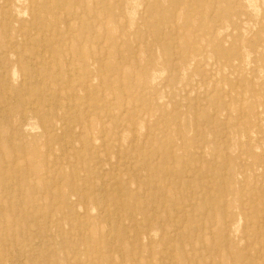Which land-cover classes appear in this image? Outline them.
I'll list each match as a JSON object with an SVG mask.
<instances>
[{
    "label": "rangeland",
    "instance_id": "obj_1",
    "mask_svg": "<svg viewBox=\"0 0 264 264\" xmlns=\"http://www.w3.org/2000/svg\"><path fill=\"white\" fill-rule=\"evenodd\" d=\"M10 1L0 0V264H264L262 0H105L101 18L86 0L88 12L61 10L77 23L56 36L30 28L35 0ZM55 17L49 28L62 31ZM21 26L48 46L43 60L23 35L10 42ZM92 29L96 45L85 43ZM30 106L58 128L45 135Z\"/></svg>",
    "mask_w": 264,
    "mask_h": 264
},
{
    "label": "bare ground",
    "instance_id": "obj_2",
    "mask_svg": "<svg viewBox=\"0 0 264 264\" xmlns=\"http://www.w3.org/2000/svg\"><path fill=\"white\" fill-rule=\"evenodd\" d=\"M7 1V0H6ZM10 1V0H9ZM30 1V0H29ZM54 2H52L51 1V5H48V0H35V1H32V4H31V9H32V14H30L31 15V18H32V20L30 21V20H28V22L30 21V28H31V26H32V29L33 28H37L40 32H42L43 34H45L46 32H52V35L53 36H56V35H58V34H61L62 32L63 33H66V34H72V30H71V28H74L75 27V25H76V23H77V21H76V16H75V14H77L76 12H74L73 14H71L72 13V11L70 12L69 11V13H67V14H65L63 11H61L62 9H67L68 10V7L69 8H71V10H77L78 12L79 11H83V12H88V11H86V10H88L87 8H86V4H87V2H86V0H53ZM104 1L105 0H93V1H91L90 0V6H91V8L92 9H90L89 11H92V17L93 18H101V17H98L99 16V12L96 10V9H98V8H100L101 7V5L104 3ZM132 1V0H131ZM188 1V0H187ZM186 1V2H187ZM219 1V0H218ZM224 1V0H223ZM11 3H12V1H10ZM116 2V1H115ZM135 2H137V1H135ZM250 2V1H249ZM262 2L264 3V0H262ZM7 3V2H6ZM21 3V2H20ZM124 2H122V4H123ZM132 3H133V1H132ZM127 3H125V5H126ZM1 5V4H0ZM4 5V4H3ZM8 5V4H7ZM124 5V4H123ZM133 5V4H132ZM264 5V4H263ZM107 7L108 6V8H104L105 10H107L108 9V11H107V13H109L111 16H112V19L114 20V16L112 15V13L111 12H113V9L109 6V5H106V4H104V7ZM5 7V6H4ZM137 7V6H136ZM1 8V7H0ZM130 8H131V6H130ZM183 8V7H182ZM17 9V8H16ZM215 9V8H214ZM65 11V10H64ZM214 11V10H213ZM222 11V10H221ZM23 12V11H22ZM24 12H25V10H24ZM2 13H4V14H7V13H5V12H2ZM47 14H49V15H51V17L52 16H57V18H59V20H64V21H67V22H65V24H64V28H63V30L62 31H54L53 29H50L49 28V24H50V22H53L55 19H56V17L54 18H50V17H46V15ZM132 14V12L130 13V15ZM25 15V14H24ZM133 15V14H132ZM9 17V16H8ZM103 17V16H102ZM103 18H106V17H103ZM8 19V18H7ZM6 19V20H7ZM178 24V23H177ZM62 25V24H61ZM133 25V24H132ZM24 26H26V25H24ZM218 26H220V25H218ZM58 27V26H57ZM26 28V27H25ZM22 29V26H21V28H19L18 30H19V33L18 34H16L17 35V37L14 39V40H10V42L11 43H16L17 41H19V36H24L23 38L24 39H26L27 40V42L30 44V45H32L33 47H34V51L33 52H31V57L32 58H35V59H40V60H43L42 58H38V56L40 55V53L41 52H45L46 50H47V47L48 46H46V45H43V44H41L39 41H33V40H31V39H28L29 37H30V29L29 28H27V29H23L22 30V32H20V30ZM164 30V29H163ZM11 32V31H10ZM61 32V33H60ZM97 32V29H92L91 30V33L87 36V37H85L84 39H85V43H95L96 42V40H98L99 38H98V36H96V33ZM197 32V31H196ZM42 34V35H43ZM171 35V34H170ZM26 37H28V38H26ZM104 37V36H103ZM96 38V40H94ZM45 39V38H44ZM103 40V39H102ZM119 40V39H118ZM162 40V39H161ZM177 40V39H176ZM122 41V40H121ZM214 41V40H213ZM31 42V43H30ZM52 42V41H51ZM51 42H50V45H51ZM84 43V44H85ZM121 43V42H120ZM119 43V44H120ZM24 44V43H23ZM99 45H100V43H98ZM227 44V43H226ZM95 45H96V43H95ZM45 46H46V48H45ZM137 46V45H136ZM91 47H92V44H91ZM119 47V46H118ZM178 47V46H177ZM93 48V47H92ZM60 49V48H59ZM54 52V51H53ZM55 52L57 53L58 52V49L57 50H55ZM94 52V49H90V53H93ZM219 53L221 54V55H223V56H225V55H227L228 53H229V51H226V50H224V49H220L219 50ZM41 54H43V53H41ZM54 55H55V53H53ZM88 53H85V51L83 52V48L82 47H80V46H75V48H74V50L71 52V57L72 58H75L74 60H78V61H80V63H81V66H82V68H83V72H84V74H86V77L87 76H89V77H91V75H93V76H97L96 74H97V70L95 69V70H90V71H87V67H88V64H87V58H86V55H87ZM106 54V53H105ZM105 54H104V56H105ZM49 55H50V53H49ZM56 56V55H55ZM54 56V57H55ZM92 56V55H91ZM93 58V57H92ZM100 58V57H99ZM56 60H58L59 62H60V59L59 58H57L56 57ZM103 60V59H102ZM18 61V60H17ZM174 61V60H173ZM51 62V61H50ZM49 62V63H50ZM58 62V63H59ZM95 62H98V61H96L95 60ZM233 62H235V61H233ZM103 63H104V61H103ZM98 64V63H97ZM37 65V64H36ZM49 65V64H48ZM57 65V64H56ZM67 65V64H66ZM15 67V66H14ZM58 67V66H57ZM201 67V66H200ZM9 68V67H8ZM49 68H50V66H49ZM93 69H94V66L92 67ZM140 68V67H139ZM1 69V68H0ZM68 69V68H67ZM14 70H15V68H14ZM14 70H13V72H14ZM59 70V69H58ZM76 70V69H75ZM47 71H49V69L47 70ZM16 73V72H15ZM48 73H50V72H48ZM47 73V74H48ZM3 74H4V72H3ZM27 74V73H26ZM68 74V73H67ZM211 74V73H210ZM5 75L7 76V78H5V80H9V79H12L13 77H14V75L13 74H9V73H5ZM38 75V74H37ZM121 75V74H120ZM17 77H18V79H22V78H24V76H25V74H20V75H16ZM3 77H4V75H3ZM37 77V76H36ZM70 77V76H69ZM101 77V76H100ZM155 78V77H154ZM16 79V78H15ZM41 80V79H40ZM39 80V81H40ZM86 80H87V78H86ZM96 80V79H95ZM121 80V79H120ZM16 81V80H15ZM88 82H90V81H92L91 79H88L87 80ZM87 81H80V85L81 86H83V84L85 83V82H87ZM22 82V81H21ZM62 82V81H61ZM68 82L69 81H67L66 82V84H67V86H68ZM65 83V80H64V82H62V84H64ZM215 83V82H214ZM87 84V83H86ZM122 84V83H121ZM9 84H7V86H8ZM70 85V84H69ZM101 85V84H100ZM59 86V85H58ZM66 86V87H67ZM22 89V88H21ZM87 89V88H86ZM213 89H214V87H213ZM60 90H62V89H60L59 88V91ZM74 91V90H73ZM103 91V90H102ZM7 92V91H6ZM17 93V92H16ZM41 94V93H40ZM11 95V94H10ZM86 95V94H85ZM76 96H77V94H76ZM13 97V96H12ZM57 97L59 98H62V96H60V93L57 95ZM3 98V97H2ZM205 98V97H204ZM33 99V98H32ZM9 101V100H8ZM30 101V100H29ZM32 103V102H31ZM207 103V102H206ZM29 104H30V102H29ZM31 105V104H30ZM57 105H58V102H57ZM58 108V107H57ZM56 108V109H57ZM125 109V108H124ZM139 109V108H138ZM246 110H247V108H246ZM27 114H31V115H34V116H36L37 117V119H40V109H38V108H35L34 106H30L29 107V110H28V112H27ZM26 115V114H25ZM46 115H48L47 117V121H45V120H42V119H40L39 121H38V125H39V127L41 128V130H42V132L45 134V135H48V132L50 131V132H52L54 129H57L58 128V125H57V123L54 121V118H53V114H51V113H49V114H46ZM22 116V115H21ZM99 118V117H98ZM129 118V117H128ZM130 120V119H129ZM136 120V119H135ZM127 121V120H126ZM65 123V122H64ZM128 124V123H127ZM126 124V125H127ZM124 125V124H123ZM66 127H68V125L66 124ZM195 127H196V125H195ZM59 128L60 129H62V130H64V128L63 127H60L59 126ZM123 129V128H122ZM146 129H148V128H146ZM135 130V129H134ZM134 130H133V132H134ZM227 131V130H226ZM10 134V133H9ZM134 135V134H133ZM74 136H75V134H74ZM217 136V135H216ZM64 137V136H63ZM224 137V136H223ZM47 139V138H46ZM57 139V138H56ZM134 141V140H133ZM143 141H144V139H143ZM197 143V142H196ZM61 144H62V142H61ZM69 144L72 146V144H71V142H69ZM81 144V143H80ZM133 145V144H132ZM12 146V145H11ZM50 146H53V145H51L50 144ZM104 147V146H103ZM203 147V146H202ZM53 148V147H52ZM25 149V148H24ZM64 149V148H63ZM12 150V149H11ZM15 152V151H14ZM216 154V153H215ZM16 158V157H15ZM80 158V157H79ZM16 160V159H15ZM82 162V161H81ZM16 163V162H15ZM86 164V163H85ZM51 165L53 166V165H59V162H57V161H53L52 163H51ZM7 167V166H6ZM74 168V167H73ZM6 169V168H5ZM75 169V168H74ZM6 171V170H5ZM125 171V170H124ZM104 172V171H103ZM227 173V172H226ZM228 173H230V172H228ZM15 174V173H14ZM121 174V173H120ZM17 175V174H16ZM103 175V174H102ZM116 176V174H113L112 176ZM228 176H229V174H228ZM29 178V177H28ZM103 178V177H102ZM119 178V177H118ZM77 180V179H76ZM91 180V179H90ZM110 180V179H109ZM68 181H72V178H70ZM114 181V180H113ZM223 181V180H222ZM15 182V181H14ZM17 182V181H16ZM54 182V181H53ZM57 183V182H56ZM59 183V182H58ZM7 184V183H6ZM24 184V183H23ZM114 184V183H113ZM117 184V183H116ZM155 184V183H154ZM190 184V183H189ZM34 186V185H33ZM51 188H53L54 186H53V184H50L49 185ZM155 186V185H154ZM190 186V185H189ZM25 187V186H24ZM94 187V186H93ZM211 187V186H210ZM217 187V186H216ZM224 187V186H223ZM12 188V187H11ZM56 188V187H55ZM209 188V187H208ZM215 188V187H214ZM4 189V188H3ZM98 189V188H97ZM216 189V188H215ZM94 190V189H93ZM3 191V190H2ZM5 191V190H4ZM153 190H151V192H152ZM190 192H192V191H190ZM5 193H6V191H5ZM144 193H145V191H144ZM214 194V193H213ZM220 194V193H219ZM120 195V194H119ZM5 196V195H4ZM63 197H66V195H62ZM212 196H214V195H212ZM119 197V196H118ZM82 199H84V197L82 198ZM121 200V199H120ZM198 199H196L195 201H197ZM126 201V200H125ZM122 202V201H121ZM120 202V203H121ZM55 204H57V203H55ZM83 206V205H82ZM18 207V206H17ZM15 209V208H14ZM18 209V208H17ZM54 209V208H53ZM74 209V208H73ZM222 209V208H221ZM3 210V209H2ZM185 210V209H184ZM207 210V209H206ZM179 211V210H178ZM2 212V211H1ZM109 212V211H108ZM153 212V211H152ZM213 212V211H212ZM18 213V212H17ZM51 213V212H50ZM192 214V216H193V212H191ZM84 214V213H83ZM185 214V213H184ZM213 214V213H212ZM42 215V214H41ZM50 215V214H49ZM16 216V215H15ZM80 216V215H79ZM38 217V216H37ZM90 217V216H89ZM155 217V216H154ZM175 217V216H174ZM185 217V216H184ZM34 219H36V218H34ZM119 220V219H118ZM14 221V220H13ZM78 221H79V219H78ZM49 222V221H48ZM43 223V222H42ZM68 223H69V221H68ZM72 223V222H71ZM124 223V222H123ZM15 224V223H14ZM30 224V223H29ZM136 224V223H135ZM88 225V224H87ZM86 225V226H87ZM136 226V225H135ZM164 226V225H163ZM40 227V226H39ZM77 227V226H76ZM80 227V226H79ZM26 228V227H25ZM83 228V227H82ZM122 228V227H121ZM84 230H86V229H84ZM75 231V230H74ZM163 232V231H162ZM148 233V232H147ZM67 235V234H66ZM72 235V234H71ZM126 235V234H125ZM14 236V235H13ZM61 236V235H60ZM63 236V235H62ZM86 236V235H85ZM69 237H71V236H69ZM87 237V236H86ZM60 238V237H59ZM101 238V237H100ZM125 238H126V236H125ZM13 239H14V237H13ZM104 239V238H103ZM49 240H52L51 238H49ZM149 240H151V239H149ZM56 242V241H55ZM213 242V241H212ZM88 243V242H87ZM80 244V243H79ZM104 244V243H103ZM168 244V243H167ZM60 245H61V243H60ZM84 245H85V243H84ZM166 247V246H165ZM31 248H32V246H31ZM66 247H64V249H65ZM63 249V250H64ZM174 249V248H173ZM59 250V249H58ZM84 250H85V248H84ZM68 252V251H67ZM173 252V251H172ZM58 253H60L59 251H58ZM170 253V252H169ZM24 254V253H23ZM65 254V253H64ZM67 254V253H66ZM68 254H69V252H68ZM59 255V254H58ZM73 255V254H72ZM55 256V255H54ZM22 257V256H21ZM150 257V256H149ZM57 259L59 258V256L58 257H56ZM66 258V257H65ZM94 258V257H93ZM36 259V258H35ZM53 259V258H52ZM171 259V258H170ZM174 259V258H173ZM55 260V259H54ZM53 261V260H52ZM112 262V261H111ZM168 262V261H167ZM196 262V261H195ZM59 264H60V262H59ZM167 264H169V263H167Z\"/></svg>",
    "mask_w": 264,
    "mask_h": 264
}]
</instances>
